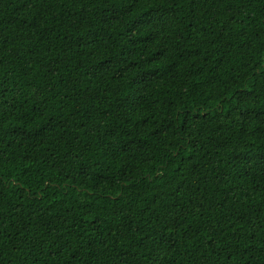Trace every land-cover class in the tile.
Listing matches in <instances>:
<instances>
[{
  "label": "trees",
  "instance_id": "1",
  "mask_svg": "<svg viewBox=\"0 0 264 264\" xmlns=\"http://www.w3.org/2000/svg\"><path fill=\"white\" fill-rule=\"evenodd\" d=\"M0 264H264V0H0Z\"/></svg>",
  "mask_w": 264,
  "mask_h": 264
}]
</instances>
